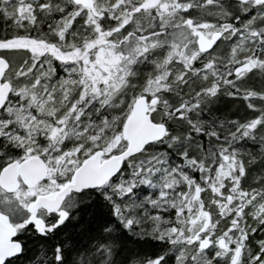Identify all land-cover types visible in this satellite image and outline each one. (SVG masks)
<instances>
[{
  "label": "snow or ice",
  "instance_id": "1",
  "mask_svg": "<svg viewBox=\"0 0 264 264\" xmlns=\"http://www.w3.org/2000/svg\"><path fill=\"white\" fill-rule=\"evenodd\" d=\"M0 24V264H264V0Z\"/></svg>",
  "mask_w": 264,
  "mask_h": 264
},
{
  "label": "trees",
  "instance_id": "2",
  "mask_svg": "<svg viewBox=\"0 0 264 264\" xmlns=\"http://www.w3.org/2000/svg\"><path fill=\"white\" fill-rule=\"evenodd\" d=\"M0 26H2V24H0Z\"/></svg>",
  "mask_w": 264,
  "mask_h": 264
}]
</instances>
